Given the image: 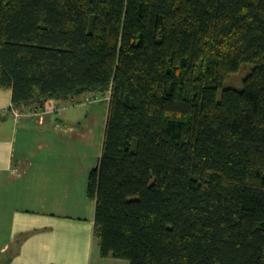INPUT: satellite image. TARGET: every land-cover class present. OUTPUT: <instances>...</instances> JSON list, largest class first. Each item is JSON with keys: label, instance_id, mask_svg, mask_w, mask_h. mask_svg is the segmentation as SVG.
Here are the masks:
<instances>
[{"label": "trees", "instance_id": "16d2710c", "mask_svg": "<svg viewBox=\"0 0 264 264\" xmlns=\"http://www.w3.org/2000/svg\"><path fill=\"white\" fill-rule=\"evenodd\" d=\"M0 88L22 113L109 99L103 258L264 264V0H0Z\"/></svg>", "mask_w": 264, "mask_h": 264}, {"label": "crops", "instance_id": "0c3cea01", "mask_svg": "<svg viewBox=\"0 0 264 264\" xmlns=\"http://www.w3.org/2000/svg\"><path fill=\"white\" fill-rule=\"evenodd\" d=\"M12 97L0 88V264H129L102 257L89 196L109 99L52 100L15 117Z\"/></svg>", "mask_w": 264, "mask_h": 264}, {"label": "rangeland", "instance_id": "374dc122", "mask_svg": "<svg viewBox=\"0 0 264 264\" xmlns=\"http://www.w3.org/2000/svg\"><path fill=\"white\" fill-rule=\"evenodd\" d=\"M253 69H254L253 64H249V63L243 64L240 70L237 73L231 75L228 78V80H226L222 85V87L219 89V100H221L223 91L226 89L242 90L244 80L250 75Z\"/></svg>", "mask_w": 264, "mask_h": 264}, {"label": "built area", "instance_id": "2783aa9c", "mask_svg": "<svg viewBox=\"0 0 264 264\" xmlns=\"http://www.w3.org/2000/svg\"><path fill=\"white\" fill-rule=\"evenodd\" d=\"M9 114V113H11V114H13L15 117H20L21 116V112L20 111H18V110H16V109H14L13 107H11L9 110H6L5 111V114Z\"/></svg>", "mask_w": 264, "mask_h": 264}]
</instances>
